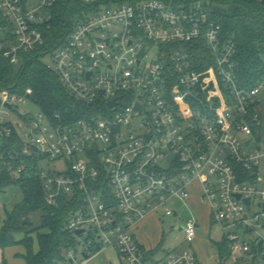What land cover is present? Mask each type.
I'll return each instance as SVG.
<instances>
[{
    "label": "built area",
    "instance_id": "1",
    "mask_svg": "<svg viewBox=\"0 0 264 264\" xmlns=\"http://www.w3.org/2000/svg\"><path fill=\"white\" fill-rule=\"evenodd\" d=\"M58 2L0 0V50L11 63L46 43ZM218 2L138 0L80 19L48 67L77 100L105 99L98 116L67 125L59 114L18 112L34 103L32 88L0 93V145L14 128L23 142L12 155L17 174L36 169L49 204L76 205L67 229L93 232L82 258L68 250V264H90L111 246L126 264H201L195 216L182 227L185 246L161 260L134 233L151 212L178 216L169 202L188 204L194 182L233 263L264 264V79L241 82L237 44L214 18ZM45 160L67 167L45 170Z\"/></svg>",
    "mask_w": 264,
    "mask_h": 264
},
{
    "label": "trees",
    "instance_id": "2",
    "mask_svg": "<svg viewBox=\"0 0 264 264\" xmlns=\"http://www.w3.org/2000/svg\"><path fill=\"white\" fill-rule=\"evenodd\" d=\"M137 1L95 0L92 6H85L79 0H59L46 43L25 53L19 70L0 50V93L8 90L23 94L27 88H32L31 99L39 109L52 119L59 114L67 125L104 113L108 109L105 99L90 105L77 100L63 85L59 75L43 63L42 57L50 55L67 41L79 20L75 19L77 13L81 19L89 14L81 10L98 11L103 4ZM214 18L222 24L225 36L237 44L236 60L241 82L249 87L256 85L264 79V0H219L214 8ZM14 129L12 136H3L0 145V195L8 187L18 184L24 197L12 210L6 211L0 228V248L22 244L26 249L23 254L26 264H62L68 260V250L77 245L76 236L66 227L69 213L76 205L69 197L61 198L57 205L49 204L36 169L17 174L19 160L12 155L21 150L23 142L19 131ZM37 211L42 213L40 228L47 231L38 232V250H35L31 215ZM215 245L221 263L225 264L232 257L227 241L224 239Z\"/></svg>",
    "mask_w": 264,
    "mask_h": 264
},
{
    "label": "rangeland",
    "instance_id": "3",
    "mask_svg": "<svg viewBox=\"0 0 264 264\" xmlns=\"http://www.w3.org/2000/svg\"><path fill=\"white\" fill-rule=\"evenodd\" d=\"M85 6H92L95 3V0H79ZM117 4L110 5H100L99 9H104L107 7H113ZM83 13H93L96 10L86 12L85 9L81 10ZM75 19H81L79 13H77ZM78 20V21H79ZM42 61L45 65L49 66L53 64L52 57L50 55H46L42 57ZM22 64H16L15 67L17 70L21 68ZM18 112L20 113H31L35 114L39 107L32 103L28 102L25 104H19ZM6 111V109L4 110ZM13 117L16 115L14 113ZM67 165L62 161H50L45 160L41 163V168L49 171L53 170H63ZM24 194L20 185L15 184L8 187L5 192L0 195V219L1 216H6V211L12 210L18 203L23 200ZM190 201V199H189ZM170 208L173 210H178L179 215H166L164 209H160L157 212H154L160 221V225L162 227V236L158 243V249L155 251L154 258L156 260H161L167 257L168 253L173 251L174 249L183 248V243H185V236L182 232V227L188 217L195 216L198 221L200 227L197 228V238L194 242V247L198 252L199 259L202 264H222L221 260L218 257L217 247L215 242L223 241L224 232L222 229L216 225L215 223L207 222L206 213L208 211V207L203 204H186L181 199H172L169 202ZM41 211H37L31 215V219L33 222L34 231L31 232V235L35 239V246L38 247L37 234L39 231L46 232L47 229H41ZM264 224V217L262 219ZM93 232H87L80 236H76L79 244L76 245L79 251V256L82 258V244L86 242L87 239L92 236ZM185 245V244H184ZM24 245L19 244L13 247L8 248L7 252L9 255L14 251L17 253L24 252ZM16 255V254H15ZM20 259V256H17ZM62 264H68L66 261ZM90 264H126L124 260L120 257L119 251L116 247L111 246L104 249V251L98 254ZM225 264H233L231 260H227Z\"/></svg>",
    "mask_w": 264,
    "mask_h": 264
},
{
    "label": "crops",
    "instance_id": "4",
    "mask_svg": "<svg viewBox=\"0 0 264 264\" xmlns=\"http://www.w3.org/2000/svg\"><path fill=\"white\" fill-rule=\"evenodd\" d=\"M201 189H202V186H201L200 182H194L192 184L191 197H190L189 203L191 205L192 204L194 205L196 203L206 205L208 207V211L206 213L207 222L211 221V223L213 224L212 219H211V215H210V206H209V204H207L206 202H204L202 200V197H201L202 190ZM5 218H6V216L5 217L1 216L0 228L3 225ZM199 221H198V225L200 224ZM199 227H200V225H199ZM162 231L163 230H162V227L160 225V221L158 220V217L155 215L154 212L149 213L143 220H141L136 225V227L134 229V233H135L137 240L141 243V245L147 251L152 252V253L153 252L155 253V251L158 249V243L161 239ZM184 244L185 243H183V247L185 246ZM8 248H10V247H8ZM8 248H6V249L0 248V264H26V260L23 256V254L26 253L25 248H24L25 249L24 252H22V253H17L14 251L10 255L7 252ZM35 250H38L37 246H35ZM17 256H20V259H18ZM229 260H231V259H229ZM63 263H65V262H63ZM200 263L202 264L201 260H200Z\"/></svg>",
    "mask_w": 264,
    "mask_h": 264
},
{
    "label": "water",
    "instance_id": "5",
    "mask_svg": "<svg viewBox=\"0 0 264 264\" xmlns=\"http://www.w3.org/2000/svg\"><path fill=\"white\" fill-rule=\"evenodd\" d=\"M90 76H91V73L88 74V77H90ZM115 104H116L115 99L110 100V101L108 102V106H109V107H113ZM248 143H249V142H248ZM237 197L240 198V195H238ZM246 201H247V202H250V199H246ZM76 233H77L78 235H80V234L83 233V230H78Z\"/></svg>",
    "mask_w": 264,
    "mask_h": 264
}]
</instances>
